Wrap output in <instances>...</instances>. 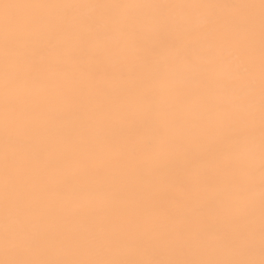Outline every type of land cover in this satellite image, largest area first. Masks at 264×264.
I'll return each mask as SVG.
<instances>
[{"label": "snow or ice", "instance_id": "6c2138e0", "mask_svg": "<svg viewBox=\"0 0 264 264\" xmlns=\"http://www.w3.org/2000/svg\"><path fill=\"white\" fill-rule=\"evenodd\" d=\"M0 9V264H264V0Z\"/></svg>", "mask_w": 264, "mask_h": 264}, {"label": "bare ground", "instance_id": "6f19581e", "mask_svg": "<svg viewBox=\"0 0 264 264\" xmlns=\"http://www.w3.org/2000/svg\"><path fill=\"white\" fill-rule=\"evenodd\" d=\"M78 3V4H98V3H187V2H211L218 4H235V3H259V0H0V3ZM52 10H42V9H24V8H12L9 9V15L11 16H29V15H46ZM155 10L152 9H135L130 10L133 15L136 16H151ZM219 14L226 15L229 14L231 9H218ZM73 15L81 16H99L102 14V10L96 8H82L76 10ZM206 13L202 10L201 15ZM3 15V9H0V16ZM258 129V122H257ZM15 148L16 146L13 145ZM3 152V140L0 138V154ZM0 180H2V163H0ZM62 194V186H60L56 181H52V188L49 193L52 199H56ZM255 197L259 199V190L257 188L255 192ZM169 206L174 204V201L169 198L167 201ZM98 219L97 214L92 212H80L75 216V219L70 221V227L76 231H82L86 229L92 222ZM0 223H2V202H0ZM59 254L62 256V250H58Z\"/></svg>", "mask_w": 264, "mask_h": 264}]
</instances>
